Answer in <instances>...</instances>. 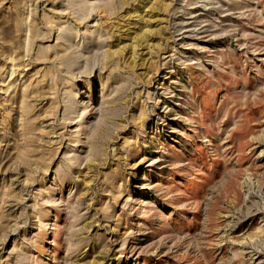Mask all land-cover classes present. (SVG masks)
Wrapping results in <instances>:
<instances>
[{
    "label": "rangeland",
    "instance_id": "rangeland-1",
    "mask_svg": "<svg viewBox=\"0 0 264 264\" xmlns=\"http://www.w3.org/2000/svg\"><path fill=\"white\" fill-rule=\"evenodd\" d=\"M0 264H264V0H0Z\"/></svg>",
    "mask_w": 264,
    "mask_h": 264
},
{
    "label": "bare ground",
    "instance_id": "bare-ground-1",
    "mask_svg": "<svg viewBox=\"0 0 264 264\" xmlns=\"http://www.w3.org/2000/svg\"><path fill=\"white\" fill-rule=\"evenodd\" d=\"M226 5V4H225ZM192 31V30H191Z\"/></svg>",
    "mask_w": 264,
    "mask_h": 264
}]
</instances>
